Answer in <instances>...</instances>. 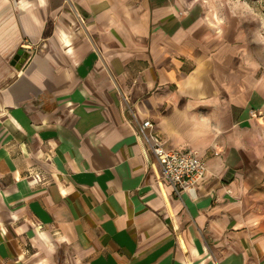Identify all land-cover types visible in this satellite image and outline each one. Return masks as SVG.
<instances>
[{"label":"crops","instance_id":"crops-1","mask_svg":"<svg viewBox=\"0 0 264 264\" xmlns=\"http://www.w3.org/2000/svg\"><path fill=\"white\" fill-rule=\"evenodd\" d=\"M262 17L0 0V264H264ZM144 121L205 161L195 196L160 179Z\"/></svg>","mask_w":264,"mask_h":264},{"label":"built area","instance_id":"built-area-1","mask_svg":"<svg viewBox=\"0 0 264 264\" xmlns=\"http://www.w3.org/2000/svg\"><path fill=\"white\" fill-rule=\"evenodd\" d=\"M252 118L263 116L260 110H250ZM151 121H144L139 126V133L145 140L149 151L160 167V179L167 182L175 196L180 197L183 191L195 196V190L207 175V164L193 150L184 152L167 150L161 139L150 132Z\"/></svg>","mask_w":264,"mask_h":264},{"label":"rangeland","instance_id":"rangeland-1","mask_svg":"<svg viewBox=\"0 0 264 264\" xmlns=\"http://www.w3.org/2000/svg\"><path fill=\"white\" fill-rule=\"evenodd\" d=\"M255 2V4H257L262 10H264V0H253ZM261 24H263L264 27V17H262V22ZM264 30V28H263Z\"/></svg>","mask_w":264,"mask_h":264},{"label":"water","instance_id":"water-1","mask_svg":"<svg viewBox=\"0 0 264 264\" xmlns=\"http://www.w3.org/2000/svg\"><path fill=\"white\" fill-rule=\"evenodd\" d=\"M23 54V50H20L17 52V54L14 56L13 61H12V65L15 66L16 63L20 60V57Z\"/></svg>","mask_w":264,"mask_h":264}]
</instances>
